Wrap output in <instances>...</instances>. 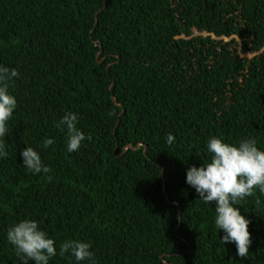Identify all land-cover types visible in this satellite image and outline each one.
I'll use <instances>...</instances> for the list:
<instances>
[{"label": "trees", "instance_id": "obj_1", "mask_svg": "<svg viewBox=\"0 0 264 264\" xmlns=\"http://www.w3.org/2000/svg\"><path fill=\"white\" fill-rule=\"evenodd\" d=\"M0 64L19 73L0 264H19L6 231L25 217L57 249L90 242L97 264H264V195L240 205L252 243L239 258L185 182L210 136L264 149V0H0ZM66 111L90 137L70 154L55 126ZM25 146L50 173L26 170Z\"/></svg>", "mask_w": 264, "mask_h": 264}, {"label": "clouds", "instance_id": "obj_2", "mask_svg": "<svg viewBox=\"0 0 264 264\" xmlns=\"http://www.w3.org/2000/svg\"><path fill=\"white\" fill-rule=\"evenodd\" d=\"M18 76L17 69L0 64V159L8 155L4 138L9 134V121L17 107V99L10 92V86ZM78 121L77 113L66 111L55 125L65 135V151L69 154L78 151L83 142L90 139L78 126ZM54 142V138L45 137L43 147L48 148ZM174 142V136L167 134L166 143L171 145ZM138 145L144 147L143 143ZM206 151L209 154L206 161L200 166L186 168L185 182L203 203L214 207V228L223 233L220 242L223 245L234 244L236 256L247 258L252 243L248 231L250 221L241 214L240 205L255 190L264 195V149L258 147V141L251 136L241 137L235 142L226 141L222 136H210L206 141ZM20 156L29 173L51 172L39 152L31 146H25ZM6 240L19 264H50L57 255L66 256L69 264H97L90 242L66 239L57 249L55 239L32 218L25 217L11 224L6 231Z\"/></svg>", "mask_w": 264, "mask_h": 264}, {"label": "rangeland", "instance_id": "obj_3", "mask_svg": "<svg viewBox=\"0 0 264 264\" xmlns=\"http://www.w3.org/2000/svg\"><path fill=\"white\" fill-rule=\"evenodd\" d=\"M248 56H250V55H248Z\"/></svg>", "mask_w": 264, "mask_h": 264}]
</instances>
